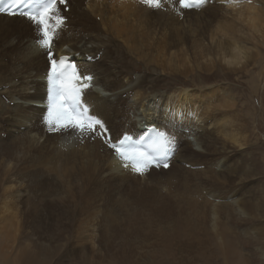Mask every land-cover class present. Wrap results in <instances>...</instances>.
<instances>
[{
	"label": "bare ground",
	"instance_id": "1",
	"mask_svg": "<svg viewBox=\"0 0 264 264\" xmlns=\"http://www.w3.org/2000/svg\"><path fill=\"white\" fill-rule=\"evenodd\" d=\"M68 3L70 28L60 31L54 48L58 55L102 52L99 62L78 66L82 75L97 77L94 88L102 91L86 90L84 99L91 111L115 139L156 125L177 136L179 148L168 171L139 177L123 168L100 138L80 142L74 132L48 133L47 117L41 119L44 111L35 106L46 99L48 84L43 79L48 61L34 43L33 26L26 18L0 16V216L9 214L14 220L0 218L4 224L0 264H52L51 248L63 247L83 250L64 255L55 261L58 264H116L125 257L143 260L137 264H211L222 257L223 264H229L242 237L234 235L230 225L239 216V200L229 202L223 196L235 189L230 164L208 176L220 188L212 193L206 187L193 188L199 171L190 162L197 158L209 162L217 156V148L238 150L249 144L224 134V143L218 146L208 126L190 125L192 111L182 110V104L172 115L160 109L159 120L150 119L154 109L147 100L163 90L158 81L161 69L176 70L172 78L180 85L200 83L214 91L221 86L206 83L223 77L233 84V74L252 72L255 55L241 47L236 34L250 31L256 38L257 24L262 25L257 8L252 3L243 12L233 6L224 16L219 4H207L195 13L181 9L178 0H164L167 11L157 13L135 0ZM142 63L145 70L135 77ZM261 68L249 81L252 86L260 85ZM199 74L208 79L203 82L199 77L202 81L197 84L194 76ZM229 92L235 91L225 90ZM178 111L184 117L176 120ZM190 136L202 153L191 148ZM234 149L222 155L224 160ZM250 225L256 229V224ZM125 240L130 241L124 256L117 246Z\"/></svg>",
	"mask_w": 264,
	"mask_h": 264
},
{
	"label": "rangeland",
	"instance_id": "2",
	"mask_svg": "<svg viewBox=\"0 0 264 264\" xmlns=\"http://www.w3.org/2000/svg\"><path fill=\"white\" fill-rule=\"evenodd\" d=\"M228 1L222 0L221 2ZM252 3L254 8H257L255 12L257 11L262 21L261 26L257 24L260 29L259 33H254L256 38L253 37L250 31H242L240 34H236V37L241 41V47L247 50V53L250 55H255V60L251 65V68H253L252 72H241L240 74L231 75L234 78L233 84H231V79H223V77L215 78V80L206 83L212 85L218 83L221 86L219 91H214L209 86H198L200 84L198 81H202L201 79L199 80V77L204 78L203 82L205 79H208L205 75L202 76V74H199L194 76L196 83H199L198 85L183 86L178 84L177 78H172L175 76L176 70L164 71L161 69L163 73L158 81L163 87V90L156 92L147 100V102L150 101L154 109L149 112L150 119L159 120L160 109L166 110L168 114L172 115L174 109L176 107L179 109L182 104V110H190L192 114L196 115V119L189 120L190 125L194 126L198 124L204 127L208 126L209 129L207 131L213 133L212 137L217 140L216 144L218 146L224 143V134L235 135L249 144V146H243L238 150L234 148L228 150L222 147L217 148V156L209 162H203L200 158L190 162V164L194 163L197 167L195 169L199 171V179L194 181L193 188L206 187L212 193L220 191V188L216 183L211 182L208 176L218 173L222 169V165L226 163L230 164L231 174L229 175V179L233 182L232 186L235 189L225 193L223 196L229 202L232 199L239 200V206H237V214L239 216H235L230 225L234 231V235L240 233L242 237L241 243L235 247L238 257L236 258V254L230 258L231 262L229 264H264V76H257L261 78L260 85L258 86H252L249 83L255 74L260 70L262 72L261 67H264V0H236V4H219V7L220 13L225 16V10L227 8L231 9L234 6L235 10L237 8L245 12L246 6L252 5ZM98 18L97 20L100 23V17ZM140 66L141 70L139 69V71L141 72L135 73V77H139L145 70L143 63ZM181 79L185 80L184 78ZM227 89L235 92L225 94V90ZM97 91L102 92L98 89ZM253 92H257L256 97H252ZM156 102H159V106L156 105ZM225 102H234L235 106L232 108L224 107ZM140 111L144 115V118H148L145 116V109H141ZM189 139L192 143L191 148L198 153H202L203 149L201 145L193 136H190ZM231 142H235V140ZM233 149L234 152L230 158L224 160L222 155H226L227 151L230 153ZM148 185L150 188L154 187L153 184ZM104 191L106 192L107 190L104 189ZM114 197L117 200L121 199L118 193H114ZM0 218L1 220H5V222H11L13 216L6 214L1 215ZM142 219L144 223L146 217L142 216ZM250 223L254 227V224H256V229H253ZM0 226H4V224H0ZM243 230H245L244 233ZM129 241L125 240L117 246L119 254L128 251L126 244ZM139 246L141 247L142 245L139 244ZM230 249L231 246H229ZM51 250L53 252L52 260L54 262L52 264H58L55 261L63 258L64 255L70 254L73 251L80 252L83 248L63 247L59 249L51 248ZM99 250L101 254L105 253L102 247ZM41 259L44 260L45 258L41 257ZM124 259L116 261V264H137L143 262L142 259H139L137 262L127 257ZM217 259L213 260L211 264H223L222 257L219 258L221 261Z\"/></svg>",
	"mask_w": 264,
	"mask_h": 264
},
{
	"label": "snow or ice",
	"instance_id": "3",
	"mask_svg": "<svg viewBox=\"0 0 264 264\" xmlns=\"http://www.w3.org/2000/svg\"><path fill=\"white\" fill-rule=\"evenodd\" d=\"M68 0H44L34 5L32 0H0V14L20 16L33 26L34 43L43 51L44 58L49 62L46 72L47 118L44 121L47 131L52 134L74 132L77 139L100 138L110 148L123 168L130 169L138 176H145L152 168L170 166V158L175 151V142L165 131L155 130L156 136L145 144L139 143L131 135L113 140L104 121L98 118L91 106L85 101L87 89L96 87L92 82L94 75L80 73L74 63L67 57H55L54 41L65 26V17L61 15L58 5L67 7ZM141 5L161 8V0H135ZM206 0H178L181 9L199 7ZM89 59H95L90 57Z\"/></svg>",
	"mask_w": 264,
	"mask_h": 264
}]
</instances>
